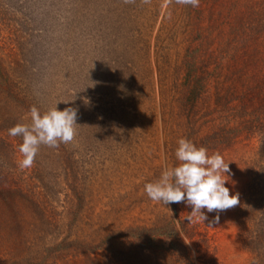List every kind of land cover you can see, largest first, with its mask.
Listing matches in <instances>:
<instances>
[{
  "label": "trees",
  "instance_id": "obj_1",
  "mask_svg": "<svg viewBox=\"0 0 264 264\" xmlns=\"http://www.w3.org/2000/svg\"><path fill=\"white\" fill-rule=\"evenodd\" d=\"M32 6L68 19L78 43L89 39L94 15H113L102 39L118 47L125 77L135 73L134 54L145 59L152 49L148 79L159 121L170 128L169 168L179 163L175 151L183 137L209 154L219 152L231 173L241 174L234 207L239 244L248 253L245 264H264V0H200L196 8L176 0H0V264H218L206 220H187L191 207L183 202L169 204L156 221L125 225L96 242L73 237L80 196L62 143L39 151L58 155L68 170H58L50 184L39 179V189L21 186L15 154L22 137L7 130L30 124L32 106L47 111L32 93L42 91L34 79L38 65L20 53L30 32H40L27 25ZM169 22L180 28L174 59L167 52L172 36L164 32L158 43ZM78 93L73 89L69 97ZM232 148L245 153L227 160Z\"/></svg>",
  "mask_w": 264,
  "mask_h": 264
},
{
  "label": "rangeland",
  "instance_id": "obj_2",
  "mask_svg": "<svg viewBox=\"0 0 264 264\" xmlns=\"http://www.w3.org/2000/svg\"><path fill=\"white\" fill-rule=\"evenodd\" d=\"M29 11L28 27L40 32H30L20 44V53L28 63L38 65L34 79L42 91L38 88L39 92L32 93L39 97L44 110L56 104L59 110L66 107L77 110L76 135L70 143H62L73 167V187L80 196L71 235L96 242L125 225L156 221L168 212V205L151 200L144 185L158 180L170 167L164 144L171 134L170 128L159 121L157 95L148 79V71L154 65L152 49L145 59L134 54L135 73L132 78L125 77L123 72L127 70L118 61V47H106L102 39V31L107 22L113 21V15L106 14V20L94 15L88 29L89 39L78 43L68 19L63 21L52 11L44 12L33 6ZM164 32L172 36L167 52L174 59L180 28L170 22L162 26L159 44ZM7 40L8 46L13 45L14 40ZM23 69L26 71V65ZM73 89L80 93L69 97ZM241 152L245 153L232 148L224 155L227 160H235ZM38 153L40 166L35 163L24 170L16 166L15 173L23 178L24 188L39 189V179L50 184L58 170H68L70 166L63 168L66 161L58 155ZM15 157L19 162L22 158L19 151ZM9 164L15 165L12 160ZM242 183L241 174L233 172L225 186L231 193L239 194ZM206 216L218 264H245L248 253L239 244L234 207L218 213L207 212Z\"/></svg>",
  "mask_w": 264,
  "mask_h": 264
},
{
  "label": "clouds",
  "instance_id": "obj_3",
  "mask_svg": "<svg viewBox=\"0 0 264 264\" xmlns=\"http://www.w3.org/2000/svg\"><path fill=\"white\" fill-rule=\"evenodd\" d=\"M176 3L196 8L200 0H176ZM56 105L43 114L32 106L30 124L17 123L7 130L11 137H22L18 147L22 157L18 162L21 170L33 167L41 145L58 147L60 143L67 144L74 139L77 110L72 107L59 110ZM175 156L179 162L176 166L165 169L158 180L144 185L151 200L165 205L183 202L191 207V215L185 218L191 220L196 216L202 221L207 219L205 210L218 213L240 203L239 194L231 193L225 186L230 181L231 169L219 152L209 154L207 148L197 147L182 137L178 140Z\"/></svg>",
  "mask_w": 264,
  "mask_h": 264
}]
</instances>
